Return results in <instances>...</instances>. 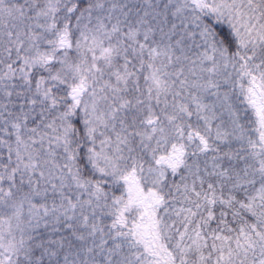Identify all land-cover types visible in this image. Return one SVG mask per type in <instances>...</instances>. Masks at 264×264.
I'll return each mask as SVG.
<instances>
[{
    "label": "snow or ice",
    "instance_id": "6c2138e0",
    "mask_svg": "<svg viewBox=\"0 0 264 264\" xmlns=\"http://www.w3.org/2000/svg\"><path fill=\"white\" fill-rule=\"evenodd\" d=\"M0 264H264V0H0Z\"/></svg>",
    "mask_w": 264,
    "mask_h": 264
}]
</instances>
